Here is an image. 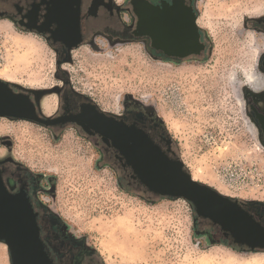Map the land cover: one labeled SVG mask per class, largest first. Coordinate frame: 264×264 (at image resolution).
<instances>
[{
  "label": "rangeland",
  "instance_id": "rangeland-1",
  "mask_svg": "<svg viewBox=\"0 0 264 264\" xmlns=\"http://www.w3.org/2000/svg\"><path fill=\"white\" fill-rule=\"evenodd\" d=\"M197 2L212 45L204 61L171 66L152 58L143 42L121 41L97 48L85 44L60 68L58 53L42 36L2 20L0 77L47 90L46 100L54 108L52 90L62 83L60 75L114 111L132 97L162 121L195 180L230 198L264 205V146L246 98L252 88L246 75L259 69L252 47L264 37L245 26L264 13V0ZM13 39H27L28 44ZM1 127L16 135L13 156L34 172L56 177L58 213L103 264H195L205 253L216 264L224 257H233V264H252L255 256L264 264V254H258L264 250L207 244L206 234L195 228V210L188 200L150 201L138 188L122 186L120 164L83 134L69 129L55 138L48 129L24 121ZM118 221L128 228L125 234L112 229Z\"/></svg>",
  "mask_w": 264,
  "mask_h": 264
},
{
  "label": "flooded vegetation",
  "instance_id": "flooded-vegetation-1",
  "mask_svg": "<svg viewBox=\"0 0 264 264\" xmlns=\"http://www.w3.org/2000/svg\"><path fill=\"white\" fill-rule=\"evenodd\" d=\"M149 1L160 10H175L169 14L171 16L182 17L173 24L176 34H183L181 38L174 37L166 43L160 41L158 47H153L149 36H137L134 31L138 17L133 11L131 0L121 3L117 0H0V21H7L22 32L42 36L58 53L60 68H65L70 53L85 44L97 48L98 45L106 47L121 41H141L152 58L171 66L201 62L209 57L211 39L207 30L198 22L201 12L197 0ZM189 16H197V37L190 29ZM257 16L247 20L245 26L264 37V13ZM168 44L171 47L169 51L165 49ZM258 66L264 77V52L259 55ZM59 77L62 83L53 87L57 102L51 113L45 110L47 90L24 88L0 77V108L26 116L0 115V146L5 149L4 154L0 153V193H3L4 188L12 195L24 194L28 197L37 214L40 238L53 264H103L94 252L84 247L83 238L73 235L58 213L56 177L34 172L13 156L17 145L16 135L8 128L4 132L1 126L24 121L48 129L55 138L69 129L83 134L103 151L104 156L120 164L118 170L121 172V185L138 188L141 197L150 201L153 197L170 196L159 194L139 178L111 140L99 130L114 121L125 123L144 130L160 156L175 161L179 153L175 140L167 134L155 112L134 98L127 97L123 108L114 111L76 88L66 75ZM246 98L250 119L264 146V79L262 87L248 92ZM41 119L47 123L39 121ZM232 203L264 226V205L235 198H232ZM192 205L195 210V228L206 234L207 244H223L248 251L253 250L248 241L264 243V235L261 238L251 236L245 239L236 236L214 223L211 218L199 215L195 205Z\"/></svg>",
  "mask_w": 264,
  "mask_h": 264
},
{
  "label": "water",
  "instance_id": "water-1",
  "mask_svg": "<svg viewBox=\"0 0 264 264\" xmlns=\"http://www.w3.org/2000/svg\"><path fill=\"white\" fill-rule=\"evenodd\" d=\"M131 3L138 17L134 33L137 36H149L153 47H158L160 41L166 43L174 37L183 36L181 32L176 34L173 25L182 17L169 15L175 10H160L149 0H131ZM196 19L197 16H189L190 29L197 37L199 32ZM165 49L169 51L170 45ZM0 115L26 117L6 108H0ZM39 121L47 123L43 119ZM99 131L111 140L137 176L159 194L188 200L195 205L199 215L211 218L214 223L236 236L244 239L263 237L264 226L259 221L233 205L232 198L195 180L181 158L170 161L160 156L144 130L114 121ZM36 216L26 195H12L3 188V193H0V242L8 247L9 264H53L40 238ZM247 243L253 250L264 249V243Z\"/></svg>",
  "mask_w": 264,
  "mask_h": 264
},
{
  "label": "bare ground",
  "instance_id": "bare-ground-1",
  "mask_svg": "<svg viewBox=\"0 0 264 264\" xmlns=\"http://www.w3.org/2000/svg\"><path fill=\"white\" fill-rule=\"evenodd\" d=\"M117 1L119 2L121 0H117ZM206 14H207V11H205L203 15H206ZM205 20H206V16H202L201 15L199 17L198 22H199V24L202 25V24H205ZM4 23H5V25L10 26L9 25V22L5 21ZM250 36H252L253 38H256L255 32H253V31L250 32ZM13 41H14V43L20 44V45H26V44H28V40L27 39H13ZM252 49L254 50V52L257 55V57H259V54L261 53V51H264V41L261 44L254 45V47H252ZM254 69L255 70H252V71L248 72L247 75H246L247 76V84L249 86H251L253 89H259L263 85V79H264V77H263L262 73L259 71V69H258L257 66ZM52 100H54V98H52ZM53 109H54V105L50 101L46 100V103H45V110H46V112L47 113H51L53 111ZM0 130H1V128H0ZM261 145H263V144H261ZM112 229H119L124 234L126 233L125 230H128V228L126 227V225L124 223L120 222V221H118L117 223H115ZM258 254L261 255V254H264V252H259ZM255 257L253 259L254 262L252 264H258L255 261L256 260ZM258 257H260V256H258ZM213 259L214 258H213L212 255H210L209 253H205V254H202V255L198 256L195 259V264H216V263H212ZM259 261L261 262V259ZM234 262H235V260H234L233 257H224V258H221V261L218 262L217 264H233ZM0 264H9L8 247L3 242H0Z\"/></svg>",
  "mask_w": 264,
  "mask_h": 264
}]
</instances>
